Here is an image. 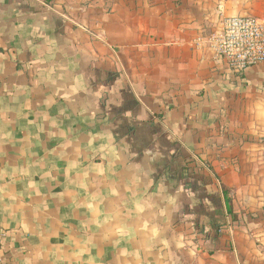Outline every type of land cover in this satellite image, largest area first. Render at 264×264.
<instances>
[{
  "label": "crops",
  "instance_id": "obj_1",
  "mask_svg": "<svg viewBox=\"0 0 264 264\" xmlns=\"http://www.w3.org/2000/svg\"><path fill=\"white\" fill-rule=\"evenodd\" d=\"M233 17L264 0H0V264H264V63L205 40Z\"/></svg>",
  "mask_w": 264,
  "mask_h": 264
},
{
  "label": "built area",
  "instance_id": "obj_2",
  "mask_svg": "<svg viewBox=\"0 0 264 264\" xmlns=\"http://www.w3.org/2000/svg\"><path fill=\"white\" fill-rule=\"evenodd\" d=\"M205 40L213 61L234 74L264 63V17L222 18Z\"/></svg>",
  "mask_w": 264,
  "mask_h": 264
},
{
  "label": "trees",
  "instance_id": "obj_3",
  "mask_svg": "<svg viewBox=\"0 0 264 264\" xmlns=\"http://www.w3.org/2000/svg\"><path fill=\"white\" fill-rule=\"evenodd\" d=\"M224 192H225L227 212H228L229 215H232L230 199L228 198V194H227V191L225 189H224Z\"/></svg>",
  "mask_w": 264,
  "mask_h": 264
}]
</instances>
